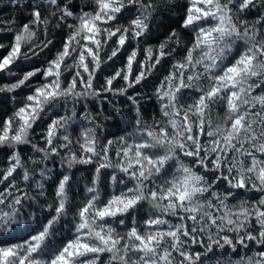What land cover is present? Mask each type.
I'll use <instances>...</instances> for the list:
<instances>
[{
  "label": "snow or ice",
  "instance_id": "obj_1",
  "mask_svg": "<svg viewBox=\"0 0 264 264\" xmlns=\"http://www.w3.org/2000/svg\"><path fill=\"white\" fill-rule=\"evenodd\" d=\"M0 264H264V0H0Z\"/></svg>",
  "mask_w": 264,
  "mask_h": 264
}]
</instances>
